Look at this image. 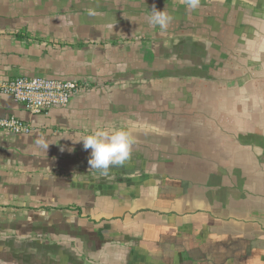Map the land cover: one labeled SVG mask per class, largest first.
I'll return each instance as SVG.
<instances>
[{
    "label": "crops",
    "instance_id": "1",
    "mask_svg": "<svg viewBox=\"0 0 264 264\" xmlns=\"http://www.w3.org/2000/svg\"><path fill=\"white\" fill-rule=\"evenodd\" d=\"M23 76L84 88L41 114L0 93L34 126L0 129V264H264V0H0V79ZM100 125L134 140L106 175Z\"/></svg>",
    "mask_w": 264,
    "mask_h": 264
},
{
    "label": "built area",
    "instance_id": "2",
    "mask_svg": "<svg viewBox=\"0 0 264 264\" xmlns=\"http://www.w3.org/2000/svg\"><path fill=\"white\" fill-rule=\"evenodd\" d=\"M84 88L75 79H56L43 76L0 79V93L11 95L26 105L33 114L46 113L55 107L66 106L73 93ZM0 129L11 133H30L34 126L14 116L0 117Z\"/></svg>",
    "mask_w": 264,
    "mask_h": 264
},
{
    "label": "clouds",
    "instance_id": "3",
    "mask_svg": "<svg viewBox=\"0 0 264 264\" xmlns=\"http://www.w3.org/2000/svg\"><path fill=\"white\" fill-rule=\"evenodd\" d=\"M189 10H196L200 0H184ZM173 17L166 11L153 7L149 16L151 26H159L166 30ZM79 141L83 142L85 150L91 149L89 167L107 174L110 167L122 166L130 157L134 143L131 131L125 127H108L100 125ZM77 141V142H79ZM35 143L48 150L49 145L43 139L37 138Z\"/></svg>",
    "mask_w": 264,
    "mask_h": 264
}]
</instances>
